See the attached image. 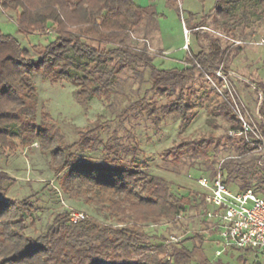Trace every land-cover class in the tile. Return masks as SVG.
Instances as JSON below:
<instances>
[{
  "label": "trees",
  "instance_id": "16d2710c",
  "mask_svg": "<svg viewBox=\"0 0 264 264\" xmlns=\"http://www.w3.org/2000/svg\"><path fill=\"white\" fill-rule=\"evenodd\" d=\"M0 6L15 11L21 32L44 31L46 27L54 31V38L33 59L14 36L0 30V145L7 137L19 138L25 132L35 136L41 148L55 159L56 171L67 169L66 176L73 177V182L64 186L65 191L106 212L111 220L97 222L84 214L74 222L69 211H62L33 237L26 232V219L35 211L32 197H0V264H189L190 248L182 243L169 251L164 241L151 244L143 226L162 217L177 218L187 204L197 199L205 207L202 192L190 196L176 194L167 179L147 172L135 155L124 162L112 146L89 139L85 133L80 132L77 144H64L56 126L44 125L42 118L38 122L35 116L38 96L32 76L37 71L52 82L72 83L79 100H108L114 90V77L124 67L136 72L140 66L149 68L153 89L164 87L173 93L177 87H183L190 79L193 65L160 69L146 49H134L126 43L129 32L150 12L151 5H138L134 0H0ZM252 14L264 21V0H215L198 25L212 17L224 32L234 35L233 27L239 22L246 24ZM229 51L232 49L227 48L225 53L219 41L214 40L211 50L196 53L195 60L213 67L227 61ZM257 87L264 103V87ZM221 106L225 115L234 120L231 127H238L236 116L225 101ZM263 107L259 113L264 119ZM190 109L189 103L178 100L153 107L150 113L157 123L158 111L184 118ZM224 137L230 142L235 138L228 134ZM213 141L212 136L185 139L168 152L177 156L190 150L203 155ZM219 141L220 138L216 139L215 147ZM98 143L110 155L104 161L78 158L72 151L76 145L85 151ZM237 149L241 156L220 163L226 182L239 178L241 189L251 187L252 180L254 185L264 184L263 166L244 168L249 162L241 157L249 147L241 137ZM6 178L0 172V182ZM243 257L240 255V259ZM251 264L262 263L254 260Z\"/></svg>",
  "mask_w": 264,
  "mask_h": 264
},
{
  "label": "rangeland",
  "instance_id": "374dc122",
  "mask_svg": "<svg viewBox=\"0 0 264 264\" xmlns=\"http://www.w3.org/2000/svg\"><path fill=\"white\" fill-rule=\"evenodd\" d=\"M214 3L215 0H150L144 5H151L150 12L126 38L130 47L146 49L154 57L157 68L193 65L190 79L183 87H177L173 93L164 87L153 89L149 68L140 66L136 72L131 67H124L114 77V90L108 100L98 97L79 100L72 83L52 82L37 71L32 76V84L38 96L35 114L38 122L42 118L44 125L56 126L64 144H77L81 132L89 139L112 146L124 162L135 155L147 172L167 179L172 190L180 196L201 192L196 182L200 173H212L223 160L241 156L237 149L240 136H235L232 142L224 137L233 128L234 120L225 115L221 106L225 101L221 92L229 90L218 75L219 69L222 70L220 73L226 74L234 98L245 105L264 135V119L259 113L264 103L257 87H264V21L252 14L246 24L239 22L233 27L234 35L224 32L212 17L199 26L203 15ZM184 27L190 30L187 47H183ZM0 30L14 36L33 59L54 38L50 27L44 31H19L15 11L1 6ZM214 40L219 41L220 49H225V53L227 48L232 51H229L227 61L222 60L213 67L204 66L195 60V54L208 53ZM111 46L107 44V47ZM178 100L191 105L184 118L162 115L158 111L159 121H153L150 113L153 107L160 108ZM201 136H212L214 140L203 155L193 154L190 150L177 156L168 152L182 140ZM5 140L0 145V172L8 178L0 182V197L17 200L32 197L35 211L26 219L28 234L33 237L40 234L55 214L62 211L82 212L97 222H111L106 212L65 191L64 186L73 182V177L66 176L67 169L56 171L55 159L41 148L35 136L25 132L19 138L7 137ZM72 151L78 158L93 161H104L110 156L99 143L85 151L76 145ZM252 156L256 160H251ZM241 160L249 162L244 168L254 164L264 168L262 151L249 150ZM228 184L237 190L241 179H230ZM251 185L258 192L264 190V184L254 185V180ZM203 209L197 199L186 205L180 217H162L145 224L143 230L149 235L148 242L164 241L169 251L185 244L191 249L189 264H251L254 260L264 264V255L255 250L229 249L216 255L215 250L219 248L215 244L216 235L210 221L205 220ZM195 234L197 236L192 237ZM171 235L178 240L171 241ZM168 239L170 241H166Z\"/></svg>",
  "mask_w": 264,
  "mask_h": 264
},
{
  "label": "built area",
  "instance_id": "2783aa9c",
  "mask_svg": "<svg viewBox=\"0 0 264 264\" xmlns=\"http://www.w3.org/2000/svg\"><path fill=\"white\" fill-rule=\"evenodd\" d=\"M189 32L190 30L184 27L185 46L183 47L188 46ZM221 71L219 69L218 75L229 90L225 93L221 92V95L238 122V127L230 128L228 135L240 136L247 143L249 150L262 151L264 154V135L261 127L245 105L234 98L228 87L226 74L220 73ZM196 182L206 204L202 210L204 218L210 221L216 235L215 244L219 246L215 254L220 255L231 248H250L264 255V192H258L252 187L233 190L226 182L220 168L212 173H200ZM181 215L182 212L176 217ZM83 216L82 212H70V219L74 222ZM170 240L177 241L178 237L171 235Z\"/></svg>",
  "mask_w": 264,
  "mask_h": 264
},
{
  "label": "crops",
  "instance_id": "0c3cea01",
  "mask_svg": "<svg viewBox=\"0 0 264 264\" xmlns=\"http://www.w3.org/2000/svg\"><path fill=\"white\" fill-rule=\"evenodd\" d=\"M134 2L138 5H146V4H149L150 3V0H134Z\"/></svg>",
  "mask_w": 264,
  "mask_h": 264
}]
</instances>
